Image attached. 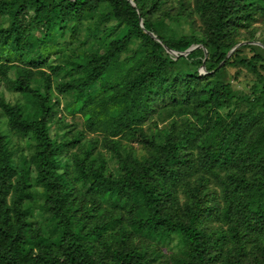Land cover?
<instances>
[{
	"label": "trees",
	"instance_id": "16d2710c",
	"mask_svg": "<svg viewBox=\"0 0 264 264\" xmlns=\"http://www.w3.org/2000/svg\"><path fill=\"white\" fill-rule=\"evenodd\" d=\"M0 264H264V0H0Z\"/></svg>",
	"mask_w": 264,
	"mask_h": 264
},
{
	"label": "rangeland",
	"instance_id": "374dc122",
	"mask_svg": "<svg viewBox=\"0 0 264 264\" xmlns=\"http://www.w3.org/2000/svg\"><path fill=\"white\" fill-rule=\"evenodd\" d=\"M175 57H176V55H174ZM201 73L202 74H205L204 73V70H201ZM7 93V97H10L11 99H14V96L13 95H11L9 92H6ZM54 134V133H53ZM93 137V135H91V138ZM13 145H16V147H20L21 149H20V156L23 158H25L26 156H27V154H26V151H27V147H26V145H24V146H21V142H19V141H16V140H14L13 142ZM25 150V152H24V155H23V151ZM104 153L107 155V163L111 166V167H114L115 165H116V163H115V161L113 160V158H112V156H110L109 154H107L105 151H104ZM36 212H35V217L37 218V220H39V221H42L43 220V222H44V220H46L47 219V217L45 216V215H42L41 214V212L37 209V210H35ZM45 223V222H44ZM174 243H176V242H174ZM168 254H169V252H168Z\"/></svg>",
	"mask_w": 264,
	"mask_h": 264
},
{
	"label": "water",
	"instance_id": "95a60500",
	"mask_svg": "<svg viewBox=\"0 0 264 264\" xmlns=\"http://www.w3.org/2000/svg\"><path fill=\"white\" fill-rule=\"evenodd\" d=\"M149 35H151V37H153L154 39H157L155 35H153L152 33H149ZM246 43H241L240 45L236 46L235 49H233V51L230 54H233L236 50H238L240 47H242L243 45H245ZM200 48V46H195L192 47L191 49H189L188 51H186L185 53L182 54V56H188L193 50ZM168 52L171 53L172 55H178L176 52H173L172 50L168 49ZM207 54V53H206ZM205 72V69H203Z\"/></svg>",
	"mask_w": 264,
	"mask_h": 264
}]
</instances>
